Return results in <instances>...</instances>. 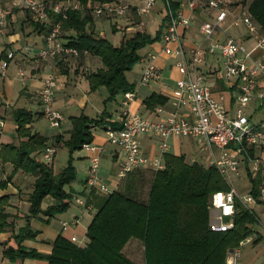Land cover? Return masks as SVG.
Returning <instances> with one entry per match:
<instances>
[{
    "label": "built area",
    "instance_id": "1",
    "mask_svg": "<svg viewBox=\"0 0 264 264\" xmlns=\"http://www.w3.org/2000/svg\"><path fill=\"white\" fill-rule=\"evenodd\" d=\"M153 2L141 0L138 11H149ZM163 2L168 20L160 37L161 50L176 57L174 64L178 70L174 86L170 89L171 108L158 104L153 108L154 116H149L130 108L134 89L123 92L116 126H104L106 139L115 144L120 153L114 173L115 185L111 186L99 173L100 154L104 147L89 141L82 142L81 147L88 151V162L81 194L73 197L72 202L85 209L93 208L94 193L112 191L120 180L137 169H162L165 166L164 153L170 150L171 139L191 137L198 150L207 154L209 163L218 168L229 184L228 189L215 190L210 195V207L214 211L211 228L225 230L233 225L232 216L237 202L249 208L258 202L250 190L239 192L233 185V179L242 178V174L247 175V172L253 175L260 173L263 178L260 198L264 200V116L255 118L248 112L254 99L264 104V56L254 55L256 50L264 49V32L260 31L244 5L236 0H180L176 10L170 8L168 0ZM232 4L237 9L230 23L246 28L254 40L250 47L229 34L221 40L214 37L217 31L225 29ZM185 7L191 13H185ZM15 8L27 11L29 17L38 22L46 23L53 18L47 24L42 46L37 51L38 58L47 60L86 52L65 44L59 37L61 19L69 9L80 8L78 0H11L7 5H0V29L5 27ZM196 8L208 12L209 17L199 23L201 38L185 48L180 29L189 26ZM128 9L126 2L103 0L93 2L89 12L92 16L121 15ZM156 57L154 51L141 56L144 63L138 79L140 85H147L158 78L160 66ZM5 65V61L0 60V70ZM55 85V76L47 74L37 93L40 113L52 127H58L62 119L61 112L51 106ZM144 137L155 139V152H146ZM53 152V145L45 144L40 157L50 162ZM65 224V221L61 222L62 228ZM69 239L75 241L73 235ZM248 239L245 237L238 245L227 249L226 264H247L242 261L241 245Z\"/></svg>",
    "mask_w": 264,
    "mask_h": 264
},
{
    "label": "trees",
    "instance_id": "2",
    "mask_svg": "<svg viewBox=\"0 0 264 264\" xmlns=\"http://www.w3.org/2000/svg\"><path fill=\"white\" fill-rule=\"evenodd\" d=\"M93 1L78 0L80 8L67 11L61 19L59 37L65 44L85 50L100 59L101 66L84 71V78L88 90L105 86L108 91L105 99H113L117 94L122 95L134 89V82L127 78L126 71L141 58L138 52L141 47L161 37L168 15L162 17L153 34L136 29L131 35L123 36L118 44H113L92 30L93 16L88 5ZM168 2L172 10H176L180 4V0ZM236 2L244 5L260 31L264 32V0ZM25 12L32 27L44 35L47 24L53 18L46 23L38 22ZM69 31L71 33H67ZM165 100L164 94L152 91L143 98V103L147 108H154ZM107 115L103 111L97 116L82 112L69 116L70 128L63 140L69 154L79 149L82 142L91 140L92 126L101 124ZM11 116L15 132L21 139L17 143H0V158L10 161L14 169L31 173L34 178L27 195L29 204L24 215L25 223L11 234L14 244H6L1 248V255L9 260L28 257L44 259L45 264H137L122 251L125 243L131 237H136L143 243L145 264H226L227 249L238 245L240 240L254 232L253 223L259 217L253 208L240 202L236 204L231 227L225 230L212 229L210 195L215 190L228 189L229 184L214 164L188 162L184 153L169 150L164 153L165 166L157 170L151 179L146 200L136 198L130 190L114 188L95 201V209L85 229L87 240L83 244L57 234L50 241L51 247L47 253L34 247H25L21 241L36 233L29 226L28 217L43 216L42 219L47 220L54 213L64 211L71 199L63 185L75 175L69 158L64 167L53 172L48 162L34 155L45 144H53L58 138L55 135L48 142L45 135L30 131L27 126L33 118L30 110L15 107L11 110ZM111 124L116 126L117 122ZM247 177L251 184L250 192L260 202L262 175L247 172ZM5 184V179L0 180V186ZM45 195L55 200L41 206ZM6 201L7 196L1 194L0 229L9 223L6 220L8 213L4 210ZM260 237L258 235L256 239Z\"/></svg>",
    "mask_w": 264,
    "mask_h": 264
},
{
    "label": "crops",
    "instance_id": "3",
    "mask_svg": "<svg viewBox=\"0 0 264 264\" xmlns=\"http://www.w3.org/2000/svg\"><path fill=\"white\" fill-rule=\"evenodd\" d=\"M200 1L205 2L206 0ZM236 9L237 6L232 4L230 7L229 17L226 20L225 29L217 31L214 34V37L221 40L229 34L243 43L246 42L248 47H250L253 45L254 40L253 37L247 32L246 28L242 25L233 26L230 23V19L236 12ZM184 12L191 13L186 7L184 8ZM152 13V15H154L156 18L157 25L148 31L153 34L158 28L162 17L165 15L164 2L162 7H157L155 10H152ZM192 13L193 19L189 26L180 29L181 41L185 48H189V46H191L196 40L201 38V34L198 30L199 23L204 19H208L209 17V13L202 10L201 8H196ZM97 20L101 19L92 18V30L95 34L99 35L95 25V21ZM115 21L116 25L112 27L117 29L119 32L121 29H129V27H125L124 25V23L128 22H122V18L119 16L115 18ZM67 33L71 32L69 31ZM42 43L43 32L32 27L26 17L25 10H12L8 17L7 24L5 27L0 29V60H4L6 63L3 70H0V143H17L18 139H21V137H19L15 132V123L11 116V110L15 107H23L30 110L33 113V118L27 124V126L29 127L30 131H36L39 134H42L35 127V119L41 116L37 93L41 86L43 77L47 74L51 73L56 78V85L54 87L52 100L55 109H57L62 114L61 121H63V125H61L60 121L58 126H61L60 130L52 134L53 136H57L58 143L68 136V130L70 128L69 116L77 115L80 112L84 113L83 110L87 103L89 106H91V99L88 101V97L84 93H81V95L75 101H68L71 96L68 94V92L72 91V89L78 84H80V89L82 91L86 90L85 85H82V81L84 80L86 82V79L84 78V71L81 69H88L86 65H94L88 70L101 66L102 63L100 59L95 55L85 52L79 56L64 55L43 60L37 57V51L42 46ZM171 45L173 46L174 43ZM147 47L148 48L141 54V56H144L148 51L156 52V63L160 66V73L158 78L152 80L149 84L140 85L138 79L141 73V68L136 77L137 80H130L134 82L135 91L134 99L130 102V108L132 110L140 111L143 114L154 116L153 108H147L143 103V98L152 91L160 92L166 96V100L161 104L166 109L171 108L172 98L170 96V89L174 86V81L178 76V70L174 64L176 57L166 54L161 50V38L148 43ZM87 55L90 56V59H87ZM254 55L257 57L264 56V49L256 50ZM19 71H21V74ZM163 72H166L167 74H164L162 77ZM87 91L89 92L93 90ZM262 108H264V104H259L257 100L254 99L249 105L248 112H251L254 117L255 114ZM95 110L96 114L94 116L99 115L103 111L107 112L108 115L105 116L104 121L101 124L92 126V138L89 140V142L104 147L100 154L101 164L99 173L106 182H108L111 186H114L116 182L114 173L116 162L120 156V153L118 147L106 139L104 134V126L111 124L112 122H117L119 107L115 109V114L106 111L105 108L100 110V112L99 109ZM45 136L47 137L48 135ZM53 136L50 138V140H53ZM178 138L179 137L172 138L170 141V150L176 153H178L176 150ZM143 144L146 152L151 153L157 150L156 141L154 138L144 137ZM83 150L84 153L82 156H84L87 160L88 151L84 148ZM39 153L40 152L38 151L34 152V155L36 156ZM86 166L87 163L85 168ZM33 178L34 176L31 173L24 172L19 168L14 169L10 161H3L0 158V180H6V184L4 186H0V195L5 194L7 196L4 210L8 213L6 220L9 222L5 227L0 229V242H2L0 243V251L1 248L6 244H14L11 234L15 232L19 226L25 223L24 215L27 213L29 204L27 195L31 189ZM82 180L83 178L81 179V185ZM101 195H103V193L93 194L94 206L91 209H85L82 206L71 202L70 204H72L73 207L69 205L64 211L57 213L55 216H50L47 220H43V216H29L28 224L31 228L36 230V233L33 237L24 238L21 241V244L25 247H34L38 251L47 253L51 247L50 241L57 234H61L66 238H69L70 235H73L76 241L75 231L81 230L85 233L86 225L95 209V201L99 199ZM48 203H50V201H44L45 205ZM256 204L260 205L261 215L256 212L259 217V221L264 223V200H261ZM73 220H75V222H72ZM62 221L66 222L64 228H62L61 225ZM258 235L264 237L263 233L258 231V233L254 234V236L249 235V239L246 240V242H252L253 244L259 243L257 242L259 239H256ZM257 255V252L256 256L252 255V257H249V255H244L242 261L246 262L247 264L253 263L255 257L257 258ZM13 261H16V264H45L44 259L28 257L23 259H15Z\"/></svg>",
    "mask_w": 264,
    "mask_h": 264
},
{
    "label": "rangeland",
    "instance_id": "4",
    "mask_svg": "<svg viewBox=\"0 0 264 264\" xmlns=\"http://www.w3.org/2000/svg\"><path fill=\"white\" fill-rule=\"evenodd\" d=\"M11 0H0V5H7L9 4ZM96 1H101V0H95ZM123 1L129 4V9L121 14V15H101V16H93V18H99L101 20L95 21V25L97 28V33L99 35L107 38L109 41H111L113 44H118L120 42L119 39L123 36H129L131 35L136 29H142V30H151L157 25L156 18L154 15H152V10H155L159 6H163V1L162 0H155L147 12H139L138 7L141 4V0H119ZM91 2L88 7L93 3ZM232 3H234L232 1ZM152 9V10H151ZM13 10H16L13 9ZM122 18V22H128L124 23L125 27H129V29L124 30L121 29V33L117 29H113L112 26L116 25L115 18L117 17ZM121 26V25H120ZM62 36L65 37V33L62 32ZM244 45L248 46L246 42L243 43ZM147 45L141 47L138 52L142 54L144 51L147 49ZM87 59H90V56H86ZM78 66V65H77ZM87 68H91L94 65H86ZM143 66V61L142 60H136L132 67L126 71V76L129 80L136 81V77L138 73L140 72V69ZM88 69H81L83 71H87ZM164 74H167L166 72H163L162 77ZM161 77V78H162ZM82 85L86 87L85 91H82L80 88V84H78L75 88L72 89V91H69L68 94L71 95L70 99L68 101H75L81 93L86 94L88 97V101L90 100V105L87 103L85 106L83 112L90 115L94 116L96 114L95 109H106V111L111 112L113 114L116 113V108L120 106V100H121V95L117 94L113 99H105L108 96V91L105 86L99 87L93 91H87V82L84 80L82 81ZM60 104V103H58ZM253 105V104H252ZM251 105V106H252ZM51 106L55 108L53 104V100L51 102ZM35 108V106H34ZM261 115H264V108L260 109L254 117H259ZM61 125H63V121H61ZM35 127L36 129L44 134L48 135L47 136V141H51L50 138L53 136L52 134L59 131L60 127H52L48 124L47 119L41 114L38 118L35 119ZM54 138V136H53ZM65 139V138H64ZM63 139V140H64ZM63 140H61L60 143L57 141H54L52 144L54 147V152L53 156L50 160L49 165L52 169L53 172H57L60 170L62 167H64L67 163V159H70V163L73 166L74 169V178L67 184L63 185V188L65 191H68L70 193V199L72 202L73 197L76 195L81 194L82 190V185H81V179L85 175V165L87 163V160L85 159L82 154L84 153V150L82 147L79 149L73 150L70 154L68 152V149L66 145L64 144ZM177 151L184 153L185 155V160L188 162L192 161H197L199 163H202L204 165H208L209 163V157L205 152H201L198 150L195 142L191 137H179L177 140ZM70 155V156H69ZM37 158L41 159L40 153L36 155ZM203 156V157H201ZM42 160V159H41ZM156 173L155 170H152L150 168H140L137 169L133 172H131L128 176L120 180L118 183L116 189L120 191H128L134 195L136 198L141 199V200H146L148 197V190L150 186L151 179L153 178L154 174ZM233 185L236 187V189L239 192H246L250 189V182L248 180L247 175L244 173L242 174V178L238 179H233ZM264 196V194H263ZM50 201L53 202L55 199L51 197L50 195H45L43 200H42V206L45 205L44 201ZM71 207H73L72 204H70ZM252 208L254 209L255 212H257L259 215H261L260 212V205L259 204H253ZM57 213H54L53 215L55 216ZM212 215L214 211H211ZM213 219V218H212ZM253 228L254 232L250 234L251 236H254V234L258 233L260 231L264 235V223L260 222L259 220L253 223ZM76 235V241L75 243L77 244H83L86 240L87 237L85 233L81 230H76L75 231ZM257 242V244H253L252 242H244L241 245V256H247L252 257V255L256 256V252L258 253L257 258L255 257V260L253 263L250 264H264V237H261ZM255 245V246H254ZM122 251L124 254L129 257L131 260L136 262L137 264H145V258H144V247L143 243L140 239L136 237H131L124 245L122 248ZM1 255V251H0ZM0 264H16V261H12L7 259L4 256H0Z\"/></svg>",
    "mask_w": 264,
    "mask_h": 264
}]
</instances>
